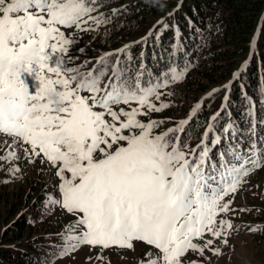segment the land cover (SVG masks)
Here are the masks:
<instances>
[{"label": "snow or ice", "instance_id": "1", "mask_svg": "<svg viewBox=\"0 0 264 264\" xmlns=\"http://www.w3.org/2000/svg\"><path fill=\"white\" fill-rule=\"evenodd\" d=\"M94 3L0 0V136L10 138L0 162L18 160L21 149L29 162L39 158L56 169L58 195L45 207L75 218L62 235L61 255L88 246L99 248L96 260L103 262L105 250H134L136 242L150 246L140 264H183L189 252L203 255L205 249L219 255L206 235L219 239L233 228L217 216L230 211L225 197L264 167V150L255 142L244 155L229 149L206 173L208 149L189 161L176 135L181 127L152 136L158 122L142 123L140 108L116 107L136 101L147 112H160L168 105L157 107L149 97L158 99L162 84L140 87L139 77L130 84L115 72L105 80L96 69L73 86L77 77L69 75L66 47L73 42L60 26L80 27L85 17L101 22L90 16ZM181 75L174 71L168 79Z\"/></svg>", "mask_w": 264, "mask_h": 264}, {"label": "trees", "instance_id": "2", "mask_svg": "<svg viewBox=\"0 0 264 264\" xmlns=\"http://www.w3.org/2000/svg\"><path fill=\"white\" fill-rule=\"evenodd\" d=\"M109 3L115 7L112 14L117 15L119 23L113 27H106L107 36H103L99 41L104 44L103 47L118 46V40L121 41L125 37L130 39L134 37L132 41H135L138 38L135 37L136 33L143 31L141 36L144 35L155 20L165 14L142 41H136L122 50L115 64L112 57L100 60L92 72L95 73L96 69H99L106 74L105 80L113 74L112 72L122 77L118 72L120 64L130 62L128 69L131 77L127 75L130 78L129 83H134L136 79L133 78L139 77V84L147 86L145 83L156 80L157 72H152L149 78L144 79L146 67L141 66L139 62L164 64L175 59L194 44H200V40L192 38L198 30L200 39L206 41L202 59L171 96L172 102L179 106L185 104L189 106V102L201 97L206 89L216 86L221 80L223 82L229 71L235 68L239 59L244 56L248 40L254 32L257 33L255 47L257 53H253L245 63L247 68L240 72V81L247 93L249 92V96L260 86L257 83L255 87L259 77L257 75L260 73H263L264 84V0H110ZM173 7L176 8L166 14ZM94 41L97 46L102 47L98 38ZM134 61L137 62L131 63ZM85 65L81 64V67H86ZM151 71L156 69L148 68V72ZM209 85L212 86L208 87ZM232 89L234 91L230 92V95L235 97L239 93L236 84H233ZM222 90L215 89L213 95L205 97L204 103L206 105L216 103L222 95ZM171 108L169 105L163 113L171 115L172 112L183 114L186 112V108L182 110L176 106ZM193 120L194 118L190 120L191 125L194 123ZM181 139L184 141L186 137ZM20 163L25 169H30L31 178L42 176L44 173V167L29 162L25 156L20 159ZM38 186L41 184L38 183ZM46 191L40 187L24 189L18 186L10 193H1L0 201L7 204L8 208H13L11 215L20 205L30 206L17 214L15 220L10 223L8 226L10 235L8 232L1 235L4 239L0 240V264H47L60 249L55 240L51 242L47 240L56 238L58 240L63 232L48 230L44 218L41 217L42 215L44 217L42 205L48 198L45 196ZM33 226L46 232L39 235L38 239H24L26 231L31 230Z\"/></svg>", "mask_w": 264, "mask_h": 264}, {"label": "rangeland", "instance_id": "3", "mask_svg": "<svg viewBox=\"0 0 264 264\" xmlns=\"http://www.w3.org/2000/svg\"><path fill=\"white\" fill-rule=\"evenodd\" d=\"M164 14L165 13H163L160 18H157L155 22L160 21ZM90 16L94 18L93 13L90 14ZM84 19L87 21L86 23L81 24L80 27L73 26L71 28H67V33H65V38L73 42L66 46L69 49L67 55L72 57V59L68 61L67 67L72 68L73 71H77L81 68L82 61H85L86 59L94 60L98 54L102 52L105 54L106 52L104 51L113 48H111V46L103 47L102 45L104 44L99 42L103 36H107V33L105 32L107 27L106 24H100L97 20L89 19L88 17H85ZM118 23L119 21L114 19L111 25L113 27V25ZM62 27L64 26H60V28ZM142 33L143 31L136 33L135 37L141 36ZM96 38H98V42L102 47L95 44L96 41L94 40H96ZM133 38L130 39L125 37L121 41L118 40L117 44L118 46H121L126 44L129 39L132 41ZM118 46H115L114 48ZM204 50L205 48L202 50L201 55ZM249 57L250 54H246L245 57L243 56L240 58L235 65L234 70L229 71V74L226 77L234 76L235 79L238 73L245 71L247 68L245 63ZM221 82L222 80L216 85V87H220ZM212 85H209L208 87ZM73 86H75V83H73ZM171 91L172 90L167 92L164 96H162L163 93H160L158 99L156 96L149 97L150 103L155 104L157 107H159L161 103H168L167 105H170V108L176 106V108H179L180 110L186 108L187 111L190 107L187 106L188 104H185V106H179L177 103L172 102L170 95ZM174 92L172 94H174ZM193 102L194 99L190 101L189 104H192ZM116 107H122L125 111H130L132 108H140L142 113H146L145 115L137 116V119H139L142 123H148L151 121L158 122V126L152 129V136L162 134L171 128L180 127L181 123L184 121V117H182L183 113L172 112L173 110H171L172 114L167 115V112L163 113V110L167 108H164L160 112H147V109L140 106L136 101H132L128 105L121 104ZM108 119H110V117H108ZM160 121H163V123H159ZM139 131V129L134 130L136 133ZM125 134H128V132L126 131ZM207 135L208 133L204 134L205 139L207 138ZM4 140L9 139H0V148L3 147ZM241 147H243L242 144ZM249 148V146H246L245 149ZM20 151L23 150H17L19 156L18 160L9 163L0 162V195L1 193H10L18 186H21L24 189H37L40 187L43 191L47 190L46 196L49 198L50 193L52 192L50 187L54 184L56 186L59 183V178L54 174L56 169L50 167L47 163H41L40 159L36 158V160H34L36 161V165L44 167V173L42 176L39 175L36 178H31L30 169H25L24 166L22 167L20 165V159L24 156V153H21ZM218 151L219 153H222L220 149ZM186 158L189 159L188 156ZM13 167L18 168L19 171H11L10 169ZM48 168H50V171ZM38 183H40L41 186H38ZM1 197L2 196H0V200ZM48 198H46V201ZM225 201H231L229 205L230 211L226 213H219L217 220H226L233 225V228L225 229L224 235L219 239L214 236L206 235V238H210L214 242L210 247L212 249L218 248L220 250V254L216 255L209 249H205L203 255L195 252H189L184 258L183 264H190L192 261H196L197 264H264V167L255 170L248 177L244 178V181L238 189L234 193L225 197ZM45 204L46 202L42 205L44 217L43 215L41 217L44 218V223L48 230L55 229L57 231H65L70 223H75L74 217L71 218V216L67 214L63 215V212L58 207L49 212L46 209ZM29 206V204L20 205L17 210L14 209L13 214L11 215L10 212L13 208H8L7 204L0 201V240L4 239L1 238L2 234L4 235L8 232V235H10V228L8 226L15 220L17 214L27 210ZM251 228H257L260 230L253 232L250 231ZM44 232H46L44 229L40 230L36 226H33L31 230L26 231L24 239H38V236L44 234ZM61 238L58 240L56 238L47 241L51 242L55 240L58 243H62L63 239ZM224 240H227L228 243L225 244L223 242ZM194 242H199L201 246L204 243V241ZM148 247L150 246H146L142 242H136L134 250H122L113 247L103 252V256L106 259L103 262H100L96 260L97 253L100 251L99 248L90 249L88 246H81L77 251L68 255H55L47 264H140V261L144 257V253ZM89 257L92 259H89Z\"/></svg>", "mask_w": 264, "mask_h": 264}, {"label": "clouds", "instance_id": "4", "mask_svg": "<svg viewBox=\"0 0 264 264\" xmlns=\"http://www.w3.org/2000/svg\"><path fill=\"white\" fill-rule=\"evenodd\" d=\"M110 1V0H109ZM176 7H173L169 12H171L172 10H174ZM104 11H103V14L105 13V12H112L114 9H115V7L113 6V5H111V3H107V4H105V6H104ZM169 12H167V13H169ZM102 14V15H103ZM113 19H117V15H115L114 17H113ZM118 20V19H117ZM119 21V20H118ZM107 27L109 26V27H112V25L110 24V25H106ZM256 35H257V33L256 32H254L253 33V35L249 38V40H248V43H247V45H246V52H245V54H244V57L246 56V54H250V57L246 60V62H248L249 61V59L251 58V56H252V54L253 53H257V50H256ZM106 37V36H105ZM192 38H194L195 40H199V38H200V35H199V31L197 30L195 33H194V35H193V37ZM205 45H206V43H205ZM114 48V47H113ZM199 60L197 61V62H199L201 59H202V55L201 56H199V58H198ZM197 64V63H196ZM196 64L192 67V69H190V71L188 72V74L184 77V79L185 78H187V76L190 74V72L193 70V68L196 66ZM234 70V68L231 70V71H233ZM258 70V69H257ZM262 75V77H263V73H260L259 75H257V76H261ZM184 79L182 80V81H180V83H179V85H181V83L184 81ZM230 79V76H228L223 82H221V85H220V87H216V86H214V87H211V88H208V89H206L204 92H202V94H204V93H206L209 89H212V90H214V89H220L222 86H223V84L224 83H226L228 80ZM178 85V86H179ZM237 86V85H236ZM178 88V87H177ZM238 88V87H237ZM209 91H211V90H209ZM208 91V92H209ZM239 94V93H238ZM202 97V96H201ZM237 97V94H236V96H235V98ZM197 100V98H195V100L194 101H196Z\"/></svg>", "mask_w": 264, "mask_h": 264}]
</instances>
